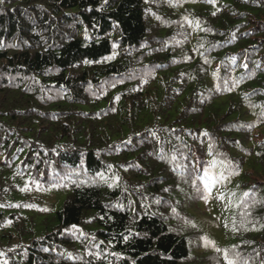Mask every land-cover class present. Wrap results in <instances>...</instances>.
I'll return each mask as SVG.
<instances>
[{
    "label": "trees",
    "instance_id": "16d2710c",
    "mask_svg": "<svg viewBox=\"0 0 264 264\" xmlns=\"http://www.w3.org/2000/svg\"><path fill=\"white\" fill-rule=\"evenodd\" d=\"M228 259L264 264V0H0V264Z\"/></svg>",
    "mask_w": 264,
    "mask_h": 264
},
{
    "label": "rangeland",
    "instance_id": "374dc122",
    "mask_svg": "<svg viewBox=\"0 0 264 264\" xmlns=\"http://www.w3.org/2000/svg\"><path fill=\"white\" fill-rule=\"evenodd\" d=\"M220 187H221L220 184H213V188H216L217 189V192H220L223 196L226 197L227 194H228V192H229L230 185H223L221 187V189H220ZM50 200L53 201L54 200V197L52 196L50 198ZM223 200H224V202L222 203V207H220V208L218 206L219 203L216 204V202H214L215 207L212 210L213 213H214L215 218H216V216H218L217 217V221L219 222L218 225L221 228V234L218 235V236H214L215 239H217L219 237L220 238H223L222 239V242H221V248H220V250H223L225 246L227 248L232 243V241H233V237L232 236H229L228 231H226V234H225V229H226V226L228 224L224 221V217L227 216L230 213L231 209H232L233 201H231L229 199H226V198H223ZM42 201H43V203H47V201L49 203V200H47L45 197H43V200ZM205 206H206L205 207L206 211L209 212V208L207 209V206H209V205H207V203H205ZM232 214H233V212H232ZM215 218H214V220H215ZM218 232H219V229H218ZM216 233L217 232H213V234H216ZM218 252L221 253V251H218ZM224 252L225 251H222L221 254H224Z\"/></svg>",
    "mask_w": 264,
    "mask_h": 264
},
{
    "label": "snow or ice",
    "instance_id": "6c2138e0",
    "mask_svg": "<svg viewBox=\"0 0 264 264\" xmlns=\"http://www.w3.org/2000/svg\"><path fill=\"white\" fill-rule=\"evenodd\" d=\"M197 25H198V22H197ZM205 175H206V176L208 175L207 171L205 172ZM220 178H224L223 173H221ZM212 179H213V181H214V180H215V177H213ZM210 187H211L210 184L205 183V189H206V190H210ZM243 195H244L245 197H247V196L249 195V193H244ZM73 227H75V226H73ZM205 240L207 241V238H205ZM208 243H211V242L208 241ZM217 251H219V249H217ZM225 257H226V259H227V254H225ZM228 264H236V262H235L234 260H232V259H228Z\"/></svg>",
    "mask_w": 264,
    "mask_h": 264
}]
</instances>
